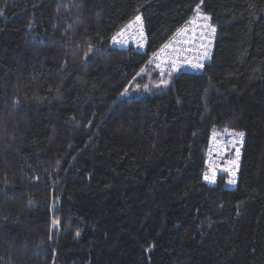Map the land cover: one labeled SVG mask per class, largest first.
Segmentation results:
<instances>
[{
	"label": "trees",
	"instance_id": "1",
	"mask_svg": "<svg viewBox=\"0 0 264 264\" xmlns=\"http://www.w3.org/2000/svg\"><path fill=\"white\" fill-rule=\"evenodd\" d=\"M199 2L211 63L145 65ZM226 129L234 189L201 175ZM0 264H264V0H0Z\"/></svg>",
	"mask_w": 264,
	"mask_h": 264
},
{
	"label": "built area",
	"instance_id": "2",
	"mask_svg": "<svg viewBox=\"0 0 264 264\" xmlns=\"http://www.w3.org/2000/svg\"><path fill=\"white\" fill-rule=\"evenodd\" d=\"M195 10L196 7L193 9L189 17L172 34V37L177 38V40L174 41L171 38L166 39L155 51L147 56L145 65H149L150 67L159 71H167L173 74H182L187 72L201 73L211 63L217 38V26L212 21V18L208 14L204 13L200 8L201 13L204 16H208L210 18L207 23L216 30L211 36L210 41L207 32H205L203 40L199 38L201 34L200 28L196 29L197 39L194 42L191 41V31L187 33H182L181 31L182 29H191L194 27V25L189 24L188 21L196 17ZM114 37L116 40L114 41L113 39L111 45L117 50L132 49V47L135 45L134 41L138 40L139 46L137 49L140 51L139 53H142L145 51L148 44L144 21L142 18H140L139 21H137L135 18L127 22L120 29V31L115 34ZM201 44H204L208 49L207 58L202 60L200 57L205 52V48L200 47ZM165 45H168V47L165 48ZM162 49L163 51H161ZM173 61H175L176 64V71H173ZM191 62L202 63L203 67L200 70H194L190 66ZM227 132L233 133L235 131L227 130ZM215 137V139L211 140L207 150L205 168L201 174L202 180L206 185L215 187L219 181V178L223 177L225 180V187L234 189L238 179V168L244 145V135L243 137H236L234 143L233 138L225 131L215 133ZM225 145H227L226 148L224 147ZM237 149L239 150L238 153ZM209 162H211V165ZM225 168H228L229 171H224ZM205 172H207L209 175H212L213 172H215V183H209L204 179ZM231 172H235L234 177L230 175ZM233 178L235 179L236 183L229 184L228 181Z\"/></svg>",
	"mask_w": 264,
	"mask_h": 264
},
{
	"label": "snow or ice",
	"instance_id": "3",
	"mask_svg": "<svg viewBox=\"0 0 264 264\" xmlns=\"http://www.w3.org/2000/svg\"><path fill=\"white\" fill-rule=\"evenodd\" d=\"M195 11H196V17L193 18L192 20L188 21V23L191 24V25H194V27L191 28V29H182L181 31H182V33H187V32H189V31H191V32H192L191 41L194 42V41L197 39V36H196V29H197V28H200V29H201V34H200V37H199V38H200L201 40H203V39H204V34H205V32H207V35H208V38H209V41H210L211 36L215 33L216 30H215L214 27H212L211 25H209V24L207 23V21H208L210 18H209L208 16H204V15L201 13V11H200V5H197V6H196V10H195ZM136 20L139 21V20H140V17L137 16V17H136ZM201 22H202V23H201ZM113 39H114V41L116 40L115 37H114ZM167 47H168V45H165V48H167ZM200 47H204V48H205V52H204L203 55L200 57V59L202 60V59L207 58V56H208V49L205 47L204 44H201ZM161 51H163V49H162ZM158 66H159V65H158ZM190 66H191L194 70H200V69L203 67V64H202V63H199V62H191V63H190ZM176 70H177V68H176L175 61H173V71H176ZM138 75H139V73H138ZM161 83L166 84L167 81H162ZM146 87H147V86H146ZM125 92H127V89H125ZM121 95H123V93H122ZM225 132H226L229 136H231V137L233 138V143L235 142V138H236V137H243V135H244L243 132H233V133H228V132H227V129L225 130ZM215 138H216V137H215V134H214V135H213V139H215ZM224 147L226 148L227 145H225ZM210 151H211V149H210ZM238 152H239V150L237 149V153H238ZM218 154H219V153H218ZM237 158H238V156H237ZM209 163H210V165H211V162H209ZM230 163H232V162H230ZM224 171H229V169H228V168H225ZM230 175L234 177V176H235V172H231ZM204 179H205L207 182H209V183H215V179H216L215 172H213L212 175H209L207 172H205V173H204ZM228 183H229V184H235L236 181H235V179L233 178V179H230V180L228 181ZM59 223H60V222H59L58 219H54V220L52 221V224H53L54 227H58V226H59ZM76 235L78 236V235H79V232H77Z\"/></svg>",
	"mask_w": 264,
	"mask_h": 264
},
{
	"label": "bare ground",
	"instance_id": "4",
	"mask_svg": "<svg viewBox=\"0 0 264 264\" xmlns=\"http://www.w3.org/2000/svg\"><path fill=\"white\" fill-rule=\"evenodd\" d=\"M198 4L201 6V3H200V2H199ZM196 6H197V5H196ZM196 6H195V7H196ZM192 11H193V10H192ZM130 21H131V20H130ZM128 22H129V21H128ZM125 24H126V23H125ZM125 24H124V25H125ZM124 25H123V26H124ZM123 26H122V27H123ZM180 26H181V25H180ZM180 26H179V27H180ZM122 27H121V28H122ZM179 27H178V28H179ZM121 28H120V29H121ZM178 28H176V29L174 30V32H175ZM120 29H119L116 33H118V32L120 31ZM174 32H173V33H174ZM116 33H115V34H116ZM173 33H172V34H173ZM115 34L113 35V37H112V39H111V42H110V46H111V47H112V45H111V44H112V40H113ZM172 34H171L168 38H171V39L174 40V41L177 40V38L172 37ZM168 38H167V39H168ZM164 41H165V40H164ZM164 41H163V42H164ZM163 42H162V43H163ZM134 43H135L134 47H132V49H129V50H133V51L140 52V51L137 49L138 46H139V41H138V40H135ZM112 48H113V47H112ZM114 49H115V48H114ZM151 68H152V67H151ZM153 69H154V68H153ZM155 70H156V69H155ZM157 71H159V70H157ZM163 72H166V73H167V71H163ZM169 73H170V72H169ZM187 73H189V72H187ZM233 131H235V130H233ZM235 132H237V131H235ZM212 139H213V135L210 136V140H209V143H208V147H209V144H210V142H211ZM207 150H208V148H207ZM241 154H242V153H241ZM206 156H207V151H206ZM240 160H241V157H240ZM205 162H206V161H205ZM239 167H240V163H239ZM238 171H239V168H238ZM220 178H222V185H223V187L226 188V187H225V180H224V178H223V177H220ZM220 178H219V179H220ZM226 189H231V188H226Z\"/></svg>",
	"mask_w": 264,
	"mask_h": 264
}]
</instances>
